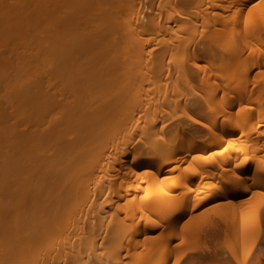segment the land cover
<instances>
[{"label": "bare ground", "instance_id": "1", "mask_svg": "<svg viewBox=\"0 0 264 264\" xmlns=\"http://www.w3.org/2000/svg\"><path fill=\"white\" fill-rule=\"evenodd\" d=\"M207 1L0 0V264L237 255L244 218L264 211V0L245 15L244 2ZM216 9L219 31L196 37ZM149 49H222L217 68H235L225 84L238 94L218 100L210 73L206 91L199 79L168 90L172 69L177 80L197 61L165 65L158 50L149 73Z\"/></svg>", "mask_w": 264, "mask_h": 264}, {"label": "rangeland", "instance_id": "2", "mask_svg": "<svg viewBox=\"0 0 264 264\" xmlns=\"http://www.w3.org/2000/svg\"><path fill=\"white\" fill-rule=\"evenodd\" d=\"M259 1V0H258ZM208 1L207 0H202V6H204L206 3H207ZM237 3H236V5H239L241 2H244L245 4H244V11H243V14L245 15V11H246V14H247V11H248V8H247V6L249 7V5H250V3H252V4H254V2L256 3L257 2V0H237L236 1ZM251 4V5H252ZM190 8V11L192 10L191 9V7L190 6H188L187 7V10ZM216 13L214 14V13H210V15H204V17H202V19H200L197 23H193L194 24V27H195V30L197 31L196 32V37H198V36H202V35H199V33L201 34V32H202V30H203V32H204V30H208V29H210L209 30V32H212V28H214V29H217L218 30V28L220 29L221 28V26H222V20L224 19V15H225V11H221V9H220V11H219V9H216V11H215ZM228 13H229V11H228ZM213 14V15H212ZM243 21H245L244 19L241 21V23L243 22ZM249 21H252V20H249ZM254 21H252V23L251 22H247L248 24H245L244 22H243V24L244 25H242L241 23H240V26L239 27H241V25H242V30L244 29V27L243 26H248V30L250 31H248L247 29H246V27H245V29H246V31H248L249 33H253V32H255L256 31V33H258V30H256L257 28L255 27L256 25H255V23H253ZM253 25H255V26H253ZM218 27V28H217ZM237 28V30L238 29H240V28H238V26L236 27ZM253 28H254V30H253ZM245 29L243 30V31H245ZM201 30V31H200ZM251 30H253L252 32H251ZM219 31V30H218ZM243 31H240L239 30V32H242V33H244ZM206 32H208V31H206ZM206 32H204V33H206ZM236 32V31H235ZM238 33V32H237ZM206 35V34H205ZM229 36H230V34H228ZM253 35H254V33H253ZM257 35V34H256ZM255 35V36H256ZM203 36H204V34H203ZM231 36H232V34H231ZM234 36V35H233ZM235 36H236V38H238V36H237V34H235ZM235 36H234V38H235ZM235 38V39H236ZM256 38V37H255ZM254 38V36H253V39H252V41L255 39ZM237 41L239 40V39H236ZM251 41V40H250ZM256 40H254L253 42V44H256V42H255ZM258 43V42H257ZM146 51H148V49H145ZM144 50V51H145ZM155 51H153L152 52V50L151 49H149V52L148 53H143L142 55H143V58L142 59H140L142 62H138V66H141V65H143V69H145V70H147V67H148V63H149V65H150V63H151V68H152V66L154 65L153 63V59L155 58V56H156V52L159 50V56H163V58H164V60H163V62L165 61L166 63H167V61H168V65H169V63L173 66V67H177L178 68V66H180L179 64L180 63H182V62H184V64L185 65H187L186 64V62H189V65L191 64V60L192 59H194L193 61H197V66H194V69L196 70V72H194V71H192L193 70V66H192V70H191V72L190 73H188L187 75H182L183 74V72H182V74H181V72H180V67H179V74H181V77H179V78H177V80H176V78H175V75H177V71L178 70H175L174 68V72H173V69H172V73H171V75L168 77L169 79H171V81L169 80V79H165V81L167 82L168 80V86L166 85V84H164L163 86H162V90H164L163 88H165V85H166V88H168V90H170V89H172V83H173V86L175 87V85L174 84H178L177 85V88L180 86V88H182V89H180V90H183V89H185L186 87H188V85H190V84H192V83H194V84H198V85H200L202 82H204V79H206L205 77H204V73H205V76L207 75L206 73H210V75H211V77L209 76V78H210V81H209V83H208V87H212L211 85L212 84H218V85H220V86H218V87H220L219 88V91H218V95H217V98H218V100H221L222 99V93L223 92H225V91H230V92H232L234 95L235 94H238V92H235V90L233 89V88H228V84H227V87H226V84H225V82H226V78L230 75V73H231V71L233 70V69H235L234 67H232V68H229V69H227V70H221V69H219L218 70V68L217 67H219L220 66V62H218V60L220 61V59H219V57L218 56H220V55H222L221 54V50L222 49H214V53H212L211 54V52H210V54H208V49H207V53L205 52L206 50L205 49H178V50H172V49H165V50H167V51H165L162 55H160V49H154ZM194 52H193V51ZM235 50H239V49H230V51H231V55L233 54V52L235 51ZM247 50L248 49H244L243 50V52H246L247 53ZM151 51V52H150ZM161 52H163L162 50H161ZM242 52V53H243ZM245 53V54H246ZM158 54H157V56H158ZM228 56H229V54H227ZM138 56H140V55H138ZM159 56H158V59H160L159 58ZM226 56V55H225ZM142 57V56H141ZM152 57H153V59H152ZM262 58H261V60H263L264 59V57H263V55L261 56ZM260 58V57H259ZM196 59V60H195ZM139 60V61H140ZM155 60V59H154ZM158 61V60H157ZM157 61L155 60V64L157 65ZM170 61V62H169ZM191 61V62H190ZM144 62V63H143ZM165 62H164V64H165ZM139 63H142V64H139ZM147 63V64H146ZM146 64V66H144ZM176 64H178V66H176ZM166 65V64H165ZM183 65V63L181 64V66ZM248 66H249V68L251 69H249L250 70V72L253 70L254 71V69L255 68H252V67H255V65H253V66H250L249 64H248ZM183 67H186V68H188L187 66H183ZM183 67H182V69H181V71H183ZM139 68V67H138ZM153 68H154V66H153ZM152 68V69H153ZM172 68V67H171ZM185 68V69H186ZM140 69V68H139ZM139 69H138V86H139V84L141 83V81L142 80H144L145 79V77H144V75L145 74H143V78L144 79H141V76H139L140 74H142L141 73V71H139ZM149 69V68H148ZM184 69V70H185ZM189 70H190V68H188ZM141 70V69H140ZM148 72L150 71V70H147ZM147 71H145V73H147ZM175 71L177 72L176 74H175ZM186 71V73L188 72V70L186 69L185 70ZM185 71H184V74H185ZM253 71L250 73V77H251V79H252V74H253ZM198 72V73H197ZM150 73V72H149ZM149 73H147V76L149 75ZM196 73L198 74V76H196ZM151 75V74H150ZM173 75H174V82H173ZM201 75H203V77H204V79H203V81H202V76ZM209 75V74H208ZM200 76H201V79H200ZM172 77V78H171ZM250 77H249V80H250ZM153 79H154V77H152ZM201 80V83L199 82V80ZM155 80V79H154ZM164 80V79H163ZM161 81V80H160ZM146 82V83H145ZM175 82H177V83H175ZM206 82H208V80L206 81ZM144 83H145V85L147 84V80H144ZM149 83V82H148ZM170 83H171V85H170ZM200 83V84H199ZM227 83V82H226ZM250 84L252 85V81H250ZM250 84L248 83V86H249V88H251L252 86H250ZM148 85V84H147ZM203 85V84H202ZM170 86V87H169ZM203 86H205V82H204V85ZM190 87V86H189ZM188 87V88H189ZM207 86H205V91L206 90H208L209 88H208ZM188 88H187V90H188ZM253 88V87H252ZM198 89V88H197ZM248 89V88H247ZM177 90V89H176ZM179 90V91H180ZM186 90V91H187ZM249 90V89H248ZM184 91V90H183ZM189 91V90H188ZM188 91H187V93H188ZM196 91H201V92H204L203 90H196ZM140 93L141 94H143L142 93V91H140V87L138 88V96L140 95ZM184 93H186L185 91H184ZM239 93H242V94H245L246 92H244L243 90H241ZM190 94V93H189ZM195 95V94H194ZM190 96H192L193 97V95L191 94ZM237 97H233V96H231L230 98H229V101H231V100H233V99H236ZM194 100V99H193ZM237 100V99H236ZM186 102V101H185ZM184 102V103H185ZM193 101H189L188 100V102H186V105L187 106H189L190 105V103H192ZM188 103V104H187ZM178 105V104H177ZM177 105H175V107L172 105L171 107H169L168 109H167V116L169 117V118H171V120H173L174 121V119L177 121L178 120V117L179 116H181V118L182 117H184L185 116V113L187 112V110H185V113H184V107H183V105H181V103L177 106ZM219 105V103H217V105L216 106H218ZM210 112H212V111H208V114L210 113ZM183 114H184V116H183ZM180 118V117H179ZM200 132H193V134L194 135H196V136H199V134L201 133V131L203 132V129H200L199 130ZM196 133V134H195ZM198 133V134H197ZM264 206V205H263ZM263 210H264V208H263ZM263 213V214H262ZM261 216H259V220H256V218L255 219H253L255 216H253L252 214H250V216H246L245 218H244V220H245V228H246V231H245V237H244V239H243V241H242V243H237L238 244V246H239V252L237 253V255L236 256H231V255H228V254H219L218 255V257H217V259L216 260H214V259H205V260H203L202 259V261L203 262H199V263H197L195 260L193 261V262H189V260H188V258H185L183 255H180V256H178V257H172V259L168 262V264H250L254 259H255V257L257 256V254L258 253H260V251L263 249V251H264V241H261L260 243H258V241H257V237L258 236H260L261 234H264V233H262V232H264V226H263V224H264V218L262 217V216H264V211H261ZM261 218H263V219H261ZM263 220V221H262ZM259 221V222H258ZM262 223V224H261ZM260 225H261V227H260ZM262 226H263V228H262ZM260 227V228H259ZM258 229H261V231L259 232L258 231ZM263 230V231H262ZM257 232H259V233H257ZM194 237H193V239H191V238H188V240H187V244H190L191 242H193L194 241ZM196 240H197V238H196ZM199 241H200V238H199ZM243 244V245H242Z\"/></svg>", "mask_w": 264, "mask_h": 264}]
</instances>
